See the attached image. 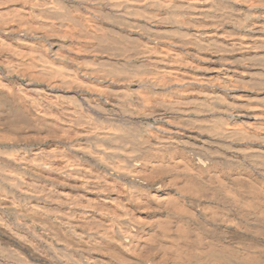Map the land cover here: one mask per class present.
Here are the masks:
<instances>
[{
    "label": "bare ground",
    "instance_id": "obj_1",
    "mask_svg": "<svg viewBox=\"0 0 264 264\" xmlns=\"http://www.w3.org/2000/svg\"><path fill=\"white\" fill-rule=\"evenodd\" d=\"M0 264H264V0H0Z\"/></svg>",
    "mask_w": 264,
    "mask_h": 264
},
{
    "label": "rangeland",
    "instance_id": "obj_2",
    "mask_svg": "<svg viewBox=\"0 0 264 264\" xmlns=\"http://www.w3.org/2000/svg\"><path fill=\"white\" fill-rule=\"evenodd\" d=\"M101 102H102V101H101ZM101 104H102V103H101ZM106 109H107V112H106L107 115H109L110 113H112V112H111V109H112V110H116L115 108H112V107H106ZM106 109H105V110H106ZM216 147H217V146H215V145H213V144L210 145V148H211V149L216 150V151L219 152L220 157H218V160H219L220 162H222L223 159H224V157L227 156V155H229V156H231V157L235 156V154H232L231 152L228 153V152H226V151H224V150H221V148H218V147H217V148H218V149H217ZM219 150H220L222 153H221ZM220 153H221V154H220ZM225 154H226V155H225ZM235 157H238V156L236 155ZM235 157H233V159H235ZM219 158H220V159H219ZM221 160H222V161H221Z\"/></svg>",
    "mask_w": 264,
    "mask_h": 264
}]
</instances>
